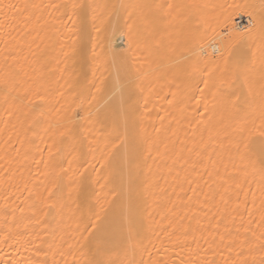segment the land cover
Returning <instances> with one entry per match:
<instances>
[{"label":"bare ground","instance_id":"bare-ground-1","mask_svg":"<svg viewBox=\"0 0 264 264\" xmlns=\"http://www.w3.org/2000/svg\"><path fill=\"white\" fill-rule=\"evenodd\" d=\"M73 2L93 0H0V78L5 63L27 73L14 84L0 79V264L45 259L51 264L53 258L73 264L74 257L77 264H86L87 259L103 258L94 248L82 257L85 241L74 238L76 221L82 213L87 219L88 207L76 192L69 196V174L61 172L69 162L72 172L83 173L76 178L101 202L111 199L112 190L119 193L121 236L112 258L120 264H261L264 136L257 119L237 146L229 142L224 127L258 113L264 97L257 88L235 101L230 115L218 108L197 123L203 105L193 97L199 98L204 87L200 81L206 77L187 80L184 57L191 53L173 52L169 44L191 26L199 31L202 62L220 60L231 45L234 55L242 50L259 71L264 0H94L160 5L154 9L160 22L140 24L138 39L130 43L127 16L118 9L100 41L88 45L86 62L77 56L65 70L68 38H75L68 28L78 21L70 9L57 11L50 5ZM168 5L175 6L171 16ZM190 5L200 7L191 10L186 7ZM94 44L104 63L105 91L96 94L92 89L97 101L80 107L77 100L57 117V94L43 108L50 118L34 133L14 127L16 121L9 120L8 113L19 105L25 81L51 77L53 90L66 93L90 86L95 78ZM6 53L13 57L6 61ZM66 71L72 72V89L65 88ZM57 119L73 121L75 138H61L62 155L44 153L48 174L37 176L33 158L44 151L42 140L48 141L55 131L49 124ZM54 186L62 193L63 208L48 207L56 203L48 196ZM61 236L72 246L61 245ZM53 244L61 245L64 254Z\"/></svg>","mask_w":264,"mask_h":264},{"label":"snow or ice","instance_id":"snow-or-ice-1","mask_svg":"<svg viewBox=\"0 0 264 264\" xmlns=\"http://www.w3.org/2000/svg\"><path fill=\"white\" fill-rule=\"evenodd\" d=\"M55 7L57 11L61 8L70 9L71 16L76 18L78 24L74 27L68 28V31L75 33V38L69 37L70 46L69 52L65 53V70H67L68 62H76L77 56H79L80 62L85 63L86 49L90 43H98L101 36L105 33L107 28L110 26V21L115 15L118 9H123L127 16L125 21V27L128 30V36L130 37V43L136 41L139 36V25L140 24H156L160 20L154 9L160 8V5L148 4L144 2H138L135 4H112V3H95L94 0L91 3H80L73 2L70 4L63 5H50ZM175 6L168 5L167 8L170 10L168 15H172V9ZM191 10H194L200 6L190 5L186 6ZM131 8V11L128 9ZM187 19V18H185ZM260 36L262 45H264V19L260 21ZM200 40L199 31L191 26H185L180 32L177 33L176 38L169 44V48L173 52L180 51L181 49L188 50L191 55L185 56L184 59L188 61L184 70V76L189 81H197L199 78L206 77L200 82L203 83L204 87L199 89V98L193 97L197 104H202V111L197 110L198 115L202 119L197 120V123H203V118H207L211 113H215L219 108L222 114H231V110L236 107L235 101H239L245 98L247 94L252 93L257 88L262 97H264V47L261 49V58L259 61V71L256 70L255 66L251 64L246 53L242 50L239 54L234 55L231 45L228 46V50L221 56L220 60L212 61L211 63L202 62L198 58V42ZM160 46L159 42L156 44L158 49ZM202 47V45H200ZM93 56L95 57L93 63L95 66L94 79L90 86L83 84L79 90L72 89L71 79L72 72L66 71L67 80H65V88L72 89L67 93L60 89L55 91L52 88L51 77L40 76L33 79L31 82L25 81L26 87L23 90L24 95L20 99L19 105L16 106L14 112H9V120L15 119L16 124L14 127H19L25 133H34L36 128L48 120L49 114H47L43 108L45 104L53 102L55 96L58 94L60 100H55L59 105L56 109L57 117H61L64 108L67 106L69 109L74 107L79 101L80 107H83L85 103L91 106L97 101L98 96L92 94V89H95L96 94H102L105 91V82L103 78V72L101 69L104 68V63L100 54L96 52L95 44L92 48ZM151 55V51H149ZM13 57L12 53L5 54V60ZM27 60V58H25ZM18 65H8L5 63L3 72L4 76L0 79L5 84H14L21 78L22 75H27L23 68L17 70ZM99 73V75H97ZM197 87H199L197 85ZM205 89L210 93V96L205 95ZM231 89V92L226 91ZM235 98V99H233ZM36 101L42 103L37 104ZM172 101H169L171 103ZM209 105H212L210 110ZM259 120V132L261 136H264V103L261 104L258 113H254L251 117H244L241 119L231 120L225 127L224 133L230 139L229 142L235 145H239L245 135L250 132L249 125L255 128L256 120ZM73 121L57 119L54 124H49V128H54L55 131L49 137L48 141L42 140L45 143L44 151L40 153L39 158H33V163L36 165V175H47V169L49 168V161L45 158L47 153L48 157H51L54 153L62 152V145L64 140L63 137L68 139H74V129L71 127ZM104 164L99 165L100 168H104ZM43 167L45 171L41 172L40 169ZM87 171V169H85ZM62 173L69 174L70 183L68 188L71 192H76L78 196H81L85 202H87L88 212L87 219H84L83 213L81 218L76 221L74 238L79 237L80 240L85 241L86 247L81 248V256H89L92 248L95 249L96 256H102L103 258L87 259L86 264H120L117 259H113L115 254L114 249L118 247L117 241L121 236L120 232V205L117 201L118 192L112 190L109 195L111 199H105L103 202L98 198L95 191H90L84 187L82 182L77 179V176H83V173L72 172V165L69 162L67 168L61 166ZM98 183V181H97ZM107 182H105L106 184ZM105 185H101L103 188ZM32 192H29V196ZM49 197H54L56 203L48 204V207H64V201L62 200V193L59 188L54 186L53 190L48 192ZM91 201H95L93 207ZM107 205V207H106ZM7 239V237L5 238ZM37 240L41 243H47L41 240L40 236L37 235ZM61 245L68 244L72 246L71 242L64 241L63 236L60 238ZM34 246L39 250V245L33 241ZM61 245H50L58 248L60 255H63V247ZM3 258L0 257V260ZM28 264H49L47 259L39 261H28ZM51 264H68L67 260L57 261L53 258ZM73 264H77L75 257L73 258ZM261 264H264L262 260Z\"/></svg>","mask_w":264,"mask_h":264}]
</instances>
